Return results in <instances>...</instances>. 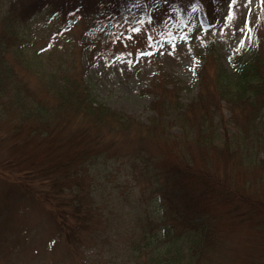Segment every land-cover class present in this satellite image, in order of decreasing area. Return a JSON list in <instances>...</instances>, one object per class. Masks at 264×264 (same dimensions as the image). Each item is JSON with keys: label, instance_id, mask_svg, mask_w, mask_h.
Instances as JSON below:
<instances>
[{"label": "trees", "instance_id": "16d2710c", "mask_svg": "<svg viewBox=\"0 0 264 264\" xmlns=\"http://www.w3.org/2000/svg\"><path fill=\"white\" fill-rule=\"evenodd\" d=\"M145 1L151 13L178 21L197 4L207 27L223 0H0V180L14 175L49 207L54 230L67 246L83 250L70 264H92L90 248L102 257L107 252L101 264H203L205 258L208 264H245L264 242V56L258 40L228 53L229 66L215 72L210 102L198 94L189 118L187 108L164 120L156 104L148 123L97 99L75 64L38 73L31 66L37 36L25 25L34 14L83 10L116 17ZM220 100L232 113L233 130L212 117L210 106ZM1 202L0 220L7 214ZM3 220L0 264L25 262L19 238L7 233ZM238 241L236 258L230 253Z\"/></svg>", "mask_w": 264, "mask_h": 264}, {"label": "rangeland", "instance_id": "374dc122", "mask_svg": "<svg viewBox=\"0 0 264 264\" xmlns=\"http://www.w3.org/2000/svg\"><path fill=\"white\" fill-rule=\"evenodd\" d=\"M150 4V1L139 2L116 17L83 10L75 13L46 10L34 14L31 24L25 25L27 32L37 36L34 50L30 51L34 72L75 64L97 99L148 123L155 117L156 104L167 120L185 112L201 92L205 102L209 101L214 93L215 72L229 66V52L247 49L258 40L259 56H264V0H223L215 20L207 27L199 22L197 4L192 5L184 21L151 13ZM153 4L158 5L159 0ZM4 7L1 3L0 10ZM141 53L150 54L141 56ZM261 72L264 73V65ZM35 79L31 77L32 81ZM36 86L40 82L36 81ZM166 98L168 102L162 101ZM219 103L217 108L210 106L213 119L233 130L228 105L223 100ZM183 115L189 118V108ZM171 131L179 132L177 126ZM212 159V164L218 165L215 172H221L220 158L214 152ZM13 177L0 180V202L7 207V214L0 220V234L4 231L5 218L7 233L19 238L22 255L19 256L26 262L20 264H70L81 259L83 250L67 246L54 230L49 207ZM233 240L237 241L234 235ZM238 243L230 253L236 258ZM246 245L252 248L253 243L247 241ZM263 249L261 241L245 264L262 263L258 259L264 261ZM89 251L92 264H101L100 257L106 259V251L103 257L97 254V249ZM208 263L205 258L203 264Z\"/></svg>", "mask_w": 264, "mask_h": 264}, {"label": "snow or ice", "instance_id": "6c2138e0", "mask_svg": "<svg viewBox=\"0 0 264 264\" xmlns=\"http://www.w3.org/2000/svg\"><path fill=\"white\" fill-rule=\"evenodd\" d=\"M229 19H231V17H229ZM150 53H141V56H144V55H149Z\"/></svg>", "mask_w": 264, "mask_h": 264}]
</instances>
